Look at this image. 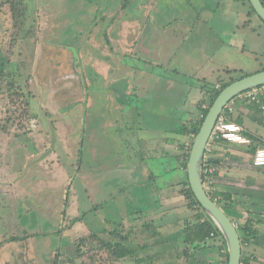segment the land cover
Returning <instances> with one entry per match:
<instances>
[{
	"label": "rangeland",
	"instance_id": "1",
	"mask_svg": "<svg viewBox=\"0 0 264 264\" xmlns=\"http://www.w3.org/2000/svg\"><path fill=\"white\" fill-rule=\"evenodd\" d=\"M14 7H17L16 13H12ZM204 7L208 9L205 13L210 16L207 25L201 24L193 32L199 34L198 41H202L205 50L214 47L211 32L222 29L234 32L237 31L238 23V32H260L259 39H245L244 50L232 52L227 62L234 65V70L223 69L219 79H239L255 73L254 70H262L264 39L261 36L264 35V24L247 1L0 0V55L7 60L6 68L12 70V78L21 85L23 92H33L34 102H29L32 110H47L43 119L38 117V122L31 119L30 122L26 120L23 124H17L6 120V114L9 110L23 111L24 101L0 95V124L7 128L4 131L0 127V264H48L57 253V260L64 262L67 255L71 256L67 253L69 249H75L73 243L77 236H85L89 231L96 232L103 228L111 230L113 222L126 224L122 219L127 217L130 221L140 208L142 212H145L144 208L154 209L157 224L163 225L166 220L176 216L177 222L161 227L169 233L180 230L184 219L193 215L187 208V201L179 193L181 186L176 185L185 179L186 171L170 172L175 166V159L157 157L151 161L146 158L144 162H148L149 172L153 174L149 176L134 173L132 177L129 170H125L128 165L134 164L132 162L139 161L127 155L132 152L137 157L139 153V148H133L138 145V141L127 143L128 140H125L131 134L150 132L148 135L156 140L155 156L178 154L177 138L183 137L186 142H190L189 136L168 131L176 112L171 106L176 102V97L167 92L154 94L153 90L145 95L148 101L140 102L130 97V90L123 82L116 81L112 85V81L106 77L115 75L110 72V65L117 63L123 55L112 51H119L120 47L110 45V42H116L120 37L119 41L122 44L126 42L125 45L134 44L137 39L139 42L144 40V43L151 39L146 47L154 51L157 45L159 57L153 53L151 58L154 62L186 70L191 75L197 73L202 65L206 69L205 57L208 54L201 47L187 42L178 45L181 38L165 41L166 32L187 30L189 23L185 26L175 17L183 18L186 14L184 19L191 22L195 19L193 15L202 12ZM247 21L249 25L243 26ZM141 49H145V46H141ZM40 50H44L41 55L37 53ZM172 51L175 53L172 54ZM124 54L136 67L145 66L142 60L149 58V52L143 51ZM42 55H45L46 62L41 60ZM173 57L175 63H172ZM159 68L152 64L150 69L160 72ZM239 68L245 72L237 70ZM163 72L176 75L167 67ZM214 77L206 80L212 84ZM139 84L132 86L131 92H145L146 80L142 81V85ZM201 86L202 83L198 84V87ZM114 92H119L121 96V101L116 98V102L120 101L118 105L123 113L120 122L124 127L119 128L113 123L114 127L109 130L99 131L98 137L107 150L124 154L123 158L117 160L122 162L124 168H119L120 174H113L118 180L102 185L105 190H101L90 187L87 181L92 165L87 153L88 127L92 118L88 112L93 106L97 110L107 108L108 113L117 111L115 97L111 96ZM204 96L205 93L199 96L192 94L189 112L182 116L186 123L201 117L196 113V103ZM107 97L110 99L107 100ZM207 105L208 102L204 103L205 107ZM94 119L98 121L96 124L101 125L103 120L100 117ZM32 120L35 121L34 125ZM140 124L146 127L141 129ZM55 136L59 137V141ZM170 138H173V143L167 141ZM61 142H64V146L60 145ZM220 145L215 156L221 158L222 168L218 176L210 177L215 184L212 190L216 188L230 192L237 202L235 209L250 216L254 220V227L263 231L264 228L256 224L255 219H264V198L255 199L241 187L244 182L239 184L250 179L251 172L258 167L252 165L251 154L243 151V146L225 144L224 148ZM148 147H151L150 144ZM25 151L29 154L25 155ZM79 152L84 155L83 161L78 158ZM96 169L97 166H94L90 173L96 174ZM158 185L162 189L156 196L152 193ZM228 216L236 225L244 224L246 219L233 217L230 213ZM162 217L164 222L160 223ZM151 218H147V215L141 217L145 220L143 222H149ZM239 235L242 236L240 230ZM13 237L24 239L8 241ZM262 244L264 241H260L257 246L264 248ZM214 250L209 247L202 253H194L193 257L199 258L203 254L211 256ZM171 252L173 257H177L176 250ZM179 253L183 255L182 250ZM182 262H186L184 257L180 258L179 264ZM126 263L133 264L131 261Z\"/></svg>",
	"mask_w": 264,
	"mask_h": 264
},
{
	"label": "crops",
	"instance_id": "2",
	"mask_svg": "<svg viewBox=\"0 0 264 264\" xmlns=\"http://www.w3.org/2000/svg\"><path fill=\"white\" fill-rule=\"evenodd\" d=\"M204 8L205 9H202V12L195 13L193 15L195 17V19L192 20L191 22H190V20L188 21L187 19H184L186 17V14H185L186 12L184 13L185 15L183 16V18L182 17H179V18L175 17V19L177 21H179V22L181 21L180 23L185 24V26H186L187 22L189 23L187 30L185 29V32H166V40L165 41L168 42V41H170L168 39L175 40V39L181 38L182 41L178 45H181L182 43L184 45L187 42L188 44H196V45H198V47L202 48L204 45H203L202 41H198V38H200L199 34H197V32H193V30L201 24H206L207 18H210V16H208L205 13V12H208L207 11L208 9L206 7H204ZM250 24H251V22H250ZM248 25H249L248 21L246 24H243V26H248ZM237 26H238L237 31H234V32L223 31V29L220 30L219 32H211V34H213V37H214L213 49L205 50L202 48L203 49L202 51H204L205 54H208L205 57L207 68L204 69V65H202L199 68V71H197V73H195L193 75L188 73L186 70H178L180 68H175V67L171 68V67H169V65L160 64L162 62H154L153 58H151L153 53L157 54V57H159L158 51H157V45L154 46V51L148 50L146 47V44L149 43V41H151V39L147 40L146 43H144V40L143 41L140 40V42H139L138 41L139 39H137L136 41H134V44L132 43L131 45H125L126 42H123V44H122L121 41H119V39H121V37H120L121 32H119L120 38L117 39L118 41L110 42V45L120 47L119 51L114 50V49H112V51H114L116 53H120V55L121 54H123V55L120 56V59L117 60V63H115L114 65H110V68H109L110 72L115 73V75H113L112 77L110 76V77H106V78L109 79V81H112V85L116 81L123 82L124 85L128 86V88L130 90V97L132 99H138L140 102L142 100H147L145 95H149L153 90H154V94H159V92H167V93L173 95L174 98L176 97V99H174V100L177 103L173 102L171 104L173 110H175L176 112L174 113V116H172V123L170 125L171 128L168 129V131L170 132L172 129H174V126L176 127L182 123H186L185 120L182 119V116L184 114L187 115V113L189 112L188 106L190 104L191 99L193 98V97L191 98L192 94L196 95V96H199L200 93H201V95H202V93L204 94L201 87H198V84H200V83H202V84L206 83L207 84L208 80H206V79L209 77H214V76H216V77H214V79H215L214 82H216L218 76L223 74V71H222L223 69H225V71H226V69L234 70V68H233L234 65H231L227 62L228 59H230V57L232 56V54H233L232 52L233 51L239 52L240 50H244L245 49V43H244L245 39L246 40L247 39H254V38L259 39L260 32H255V31L254 32H238L239 23L237 24ZM80 33H82V32H80ZM154 37L156 38V34H154ZM261 37L264 39V35ZM141 46H142V48H143V46H145V49H141ZM124 47H129L131 49L125 50ZM41 51H42V53L44 52V50H40V52L37 51V53L39 55H41L40 54ZM142 51L146 52V53L149 52V54H148L149 58L147 57V60L142 58L143 59L142 61L145 64V66H143V67H139V66L136 67L134 65V63H130L129 59H126V54H124V53H128V52L142 53ZM197 52H199V51H197ZM37 53H35V55ZM174 53H175V51H172V54H174ZM39 55H37V56H39ZM136 55H138V54H136ZM44 57H45V55L44 56L42 55L41 60L43 62H46V57L45 58ZM166 58L167 57H165V59ZM137 60L139 61L138 57H137ZM137 60H136V62H138ZM172 63H175L174 57L172 58ZM152 64H154V67L160 66L159 69L161 71L160 72H158V71L152 72L150 69ZM107 67H108V64L105 68H107ZM166 67L169 68V70L171 72H174L176 75L172 76L169 74H165L163 72V70ZM237 70H239L240 72H245L243 70V68H239ZM255 71L257 72L260 70L257 69V70H254L253 72H255ZM179 78H183V80H180ZM143 80H146V82H147V88H145V90H144L145 92H140V93H137L136 91L131 92L132 86L136 87V86H138V83H140L139 85H142ZM214 82H211V83H214ZM134 89L136 90V88H134ZM124 90H126V88H124ZM114 93H112L111 96L115 97L114 103H115L116 108L118 109L117 111L111 110V113H108L109 109L107 110V108H104V109L101 108V110H97V108H94V106H93V109H91L90 112H88L90 114V117L92 116V118H91V124L88 127L89 128L88 129L89 144H88L87 153H88L90 160L92 161V162H90L92 165L90 166V169L88 172L87 181H88V183H89L88 185L90 187L91 186L97 187V189H101L102 185H104V184H106V185L110 184L111 180H118V179H115L113 174H115V175L120 174L119 168H121V169L124 168L121 164L122 162L117 161L118 159L123 158L124 154H122L121 152H117V151H115V153H114L113 151L107 150L105 145L102 144V140L98 137L99 131H101L102 129H103L102 131L109 130L110 127H114V124L118 125L119 128L124 127L122 125V123L120 122L121 118L123 116V113L120 111V109H121L120 105H118V103L121 101V96H120L119 92H114ZM133 96H135V98ZM235 97L233 99H235ZM87 98H88V101H90L89 96ZM116 98H120V101L116 102ZM150 98H152V97L150 96ZM109 99L110 98H108L107 100H109ZM235 100L238 101L237 99H235ZM91 101L93 102V100H91ZM236 101H235V104L233 105V108H232V111H231L229 117L231 120H234L240 126H242L243 134L245 136L249 137L251 142L248 145H242V144H236V143H230V142H227V143L233 144V145L239 146V147L243 146V148H242L243 151H245V149L247 147H249L250 145L255 146L256 148L264 147V109L261 108V105L264 106V94L261 96V103L247 102V101L236 102ZM87 105H89V103H87ZM234 113H235V115H233ZM138 116H140V115H138ZM88 117H89V115H88ZM95 117H100L103 120L101 125L96 124V122H98V121L94 119ZM112 117L114 118V120ZM125 122L128 123V121H126V120H125ZM189 122H192V120H189ZM106 124H108V125L106 126ZM144 124H140L141 129L146 127ZM83 129L85 130V128H82L81 130H83ZM148 134H150V132H144L142 135H138L135 133V134H131L129 138L125 139V140H128L127 143H129V142L135 143V141H138V145L134 146V148H136V149L139 148V150H138L139 153L137 154V157L134 156L132 152L127 154L133 158L139 159L138 162L137 161L132 162L134 164L128 165L127 169H125L127 172L129 170V173L132 174V177L135 176V175H133L134 173H140V174L145 173L146 176L153 175V174H150V172H149V169L147 166L148 162L145 163L143 161V158H141V157H145L151 161H154V143H156V140L152 137V135L149 136ZM99 136H101V132H100ZM252 137L255 138V140H252ZM56 140L59 141V137H56ZM121 140L124 141V138L122 137ZM157 140H159V137ZM224 143H226V141H224ZM149 144L151 147H148ZM60 145L64 146V142H61ZM219 145H220V147L221 146L224 148L226 147V145L223 143L215 144L213 146L212 152H218L219 151ZM140 148H142V151H140ZM52 153L55 154V152H53V151H52ZM79 153L80 154L78 155V158H82L81 161H83L84 155L81 152H79ZM26 154H29V153L27 151H25V155ZM250 156H252V153ZM158 157L159 158L164 157L166 159H172V158L167 157V156H161V157L158 156ZM111 158H113L114 160L112 161ZM108 160H110V161H108ZM142 164H144L143 168L141 167ZM94 166H97L96 174L90 173V172H92V168ZM251 173H252V177L250 179L247 178L243 181H240L241 183H239V184H242L244 182L243 185H241V187L243 189L247 190V193H249L250 196L254 197L255 199L256 198H264V168H261V167L255 168L254 172H251ZM136 175H138V174H136ZM260 176H261V178H260ZM71 181H73V178ZM140 186L142 187V185H140ZM243 189H241V190H243ZM101 190H105V188L103 187ZM107 190H110V189L108 188ZM152 194L154 195V190H153ZM263 202H264V200H263ZM144 210H145V212H142L141 208L138 209L136 211V214L134 216H132V219L130 221H128L127 217H124L122 220L126 222V225L133 223V225H137V226L141 227V225H143V221H145V220H142L141 217H143L144 215H147V218H150L152 216V218L149 219L148 221H149V223H153V225H154V221L156 223V220H154V209L152 210V208L151 209L144 208ZM255 220H260L261 222H259V223H257L256 221L255 222H256V224H259L264 228V219H255ZM159 221L161 223L160 219H159ZM162 221H164V220H162ZM146 223H147V221H146ZM167 223L168 222L165 221L163 225L166 226ZM156 225L159 226L160 224L156 223ZM163 225L161 224V227ZM258 232L259 233L257 235L258 238H257L256 242H254V240L252 239L253 243H250L248 246H243L244 252L247 255H249L251 264H264V248L257 246L258 244H260V241H264V230L263 231L258 230ZM220 240L221 239H218V238H217V241H215L213 239H209L207 242V245L208 246H212L213 244H215L216 246H218L220 244L222 245ZM262 245H264V244H262ZM174 247H175V245H174V243H172L170 249L175 251ZM220 251L221 252L217 253L214 250V252L212 253L211 256H208L206 254H205V256H204V254H203V256H199L198 260H200V264H220V263H222L221 257H223V254L226 252V246L223 245L222 249ZM172 254H173L172 252H171V254L167 253V255H165V256L168 260L171 259V261H172V259L175 258V257H173ZM182 263L187 264L186 262H182ZM168 264H171V263H168Z\"/></svg>",
	"mask_w": 264,
	"mask_h": 264
},
{
	"label": "trees",
	"instance_id": "3",
	"mask_svg": "<svg viewBox=\"0 0 264 264\" xmlns=\"http://www.w3.org/2000/svg\"><path fill=\"white\" fill-rule=\"evenodd\" d=\"M244 1H247L249 3V0H243V2ZM262 2L264 3V0H262ZM11 10L12 13H16L17 7L12 8ZM252 11L254 12L253 9ZM0 58V95L6 97L12 96L15 98V101H24L23 104L26 106H23V111L9 110L6 114V120L15 121L17 124H23L24 121L28 120L30 122L31 119H34L36 122H38L39 116L43 119L42 116H46L45 113L47 110H43L41 108V110H34L35 112L32 110L29 102H34V99L32 100L33 92H28L27 94L23 92L21 85L18 84L17 81L14 80V78H12V70L6 68V66L8 65L7 60L1 55ZM236 79L238 78H232L229 81H223L218 77L217 83L202 84L201 89L205 93V96L196 103V113L199 116L201 115V117L194 122L182 123L174 127V129L170 131H174L173 133L175 135L184 137L189 136L190 138V142H186L183 137H181V139L177 138V147L179 149V153L165 155L167 157L175 159L176 161L175 166L171 168L170 172L173 170L186 171V165L192 140L198 132L201 122L208 111V108L211 106L212 102L219 94V92ZM26 88L29 91L28 86H26ZM5 89L6 91H4ZM206 102H208V105L207 107L203 108L204 103ZM17 104L18 102L15 103V108L18 106ZM0 127L4 131L7 129L5 126H2V124H0ZM252 140H255V138L252 137ZM167 141L173 143V138L167 139ZM219 143L227 145V142L224 143V141H221ZM255 149H257L255 146L250 145L245 149V151L253 154ZM159 150L160 149L158 148L157 151L159 152ZM140 151H142V148H140ZM205 154L206 157L204 158L202 168L203 183L207 182L208 176H218L219 170L222 168V160L219 156H215L216 152H211L209 155H207L208 153L206 152ZM157 157L158 156L154 155V159ZM141 158H143V161L146 159L145 157ZM209 167L214 168V171L212 173L205 172ZM176 185L181 186V188L179 189V193L187 201L188 210L193 213L191 217L189 216L184 219V225L180 230L172 233L166 232L161 228V224L158 226L156 225L155 221L154 225L153 223L143 222V225H141V227L133 225V223L120 225L119 222H114V227L111 228V230L103 228L100 231L96 232L89 231L85 236H77L73 243V245H75V249H73V251L69 249V251L67 252L71 254V256L67 255V257L63 260L64 262H59L57 260L59 255L57 253V256L52 261H49L48 264H123L124 262L125 264H128L126 263L128 261H131L133 264H179L180 258L182 257L186 259L187 264H199L200 261H198V258L193 257L194 253H202L209 247L215 248V252L217 253L221 252L220 250L222 249V246L225 245L224 239L218 231L217 227L214 225L213 221L206 215L203 208L196 200L189 186L187 175L185 179L181 180V182L176 183ZM214 186L215 184L211 183V189L210 191H208V194L228 215L230 213L233 217H246L244 224L238 223L237 225L238 232L239 230L242 232V236L240 237L242 247L248 246L250 243H253V240L254 242H256L259 232L258 229L253 225L254 220L250 218V216L247 217L245 213H242L241 211L235 209V204L237 202L234 200L230 192L225 190H218L216 188L212 190ZM161 189L162 186L160 187L159 185L154 187V194L158 196ZM160 220L161 223H163L164 221L162 220H164V217L160 218ZM166 221L168 222L167 224L174 223L177 222V218L176 216H173L172 219ZM255 221L257 223L261 222L260 220ZM138 234H140V236H138ZM211 234H213L212 238ZM217 238L221 239V246H216L215 244H213L212 246L207 245L209 239L217 241ZM19 239L22 240L24 239V237H13L8 241L16 242L19 241ZM26 239H29V237H27ZM98 241L99 243H97ZM172 241L175 242L174 249L176 250L175 254L177 255V257H175L171 261V259L168 260L165 255H167V253L171 254V251H173L170 249ZM181 250L183 251V255L179 253ZM221 259L222 264H227V252L223 254V257H221ZM241 262L242 264H251L249 255H247L244 251L242 252Z\"/></svg>",
	"mask_w": 264,
	"mask_h": 264
},
{
	"label": "water",
	"instance_id": "4",
	"mask_svg": "<svg viewBox=\"0 0 264 264\" xmlns=\"http://www.w3.org/2000/svg\"><path fill=\"white\" fill-rule=\"evenodd\" d=\"M249 3L256 15L264 22L262 0H249ZM262 85H264V69L236 79L219 92L208 108L199 130L192 140L186 165L187 180L196 200L224 239L228 254L227 264H240L242 256L241 239L236 224L210 197L203 184L202 168L206 146L213 127L227 103L240 93Z\"/></svg>",
	"mask_w": 264,
	"mask_h": 264
},
{
	"label": "built area",
	"instance_id": "5",
	"mask_svg": "<svg viewBox=\"0 0 264 264\" xmlns=\"http://www.w3.org/2000/svg\"><path fill=\"white\" fill-rule=\"evenodd\" d=\"M263 94H264V85L242 92L239 95H237L235 99H237L238 101L261 103V96ZM235 99L230 100V102L227 103V105L224 107L223 111L219 115L206 146V152L208 153L207 155H209L212 152L213 146L221 141L242 144V145L250 144L251 140L249 137L243 134L242 126H240L237 122L231 120L229 117L233 105L235 104L236 101ZM203 108H205V106H203ZM261 108L264 109V106L261 105ZM34 123L35 122L32 121L33 125ZM251 163L255 167L264 168V147H258L257 149H255L254 153L251 156ZM213 171H214L213 167H209L206 169L205 172L212 173ZM207 178H208L207 182L203 184L205 186L206 191L208 192L211 189L212 182L209 176ZM211 237H213V234H211ZM240 264H242L241 260H240Z\"/></svg>",
	"mask_w": 264,
	"mask_h": 264
},
{
	"label": "clouds",
	"instance_id": "6",
	"mask_svg": "<svg viewBox=\"0 0 264 264\" xmlns=\"http://www.w3.org/2000/svg\"><path fill=\"white\" fill-rule=\"evenodd\" d=\"M237 226V225H236ZM227 252V251H226Z\"/></svg>",
	"mask_w": 264,
	"mask_h": 264
}]
</instances>
